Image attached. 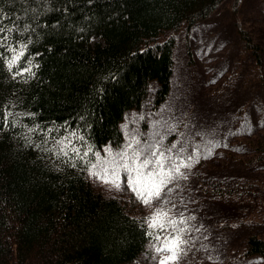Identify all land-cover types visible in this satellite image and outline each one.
Returning <instances> with one entry per match:
<instances>
[{"label":"trees","instance_id":"16d2710c","mask_svg":"<svg viewBox=\"0 0 264 264\" xmlns=\"http://www.w3.org/2000/svg\"><path fill=\"white\" fill-rule=\"evenodd\" d=\"M223 1L0 0V264H133L147 251L157 229L95 189L89 169L104 146L122 144L121 123L152 83L154 108L168 98L175 38L166 34ZM238 32L263 64L248 30ZM254 141L263 158L264 140ZM252 186L241 178L211 191L252 198ZM244 252L264 255V228L248 232Z\"/></svg>","mask_w":264,"mask_h":264},{"label":"rangeland","instance_id":"374dc122","mask_svg":"<svg viewBox=\"0 0 264 264\" xmlns=\"http://www.w3.org/2000/svg\"><path fill=\"white\" fill-rule=\"evenodd\" d=\"M239 27L248 30L260 46L263 64L256 63ZM166 35L175 38L168 98L154 108L157 84L152 83L143 107L129 111L121 123L122 144L104 146L99 156L109 159L106 148L113 154L127 150L130 155L138 148L136 144L127 147L132 140L140 145L162 140L165 148L176 144L174 157L183 147L180 159L191 167L181 168L183 176L168 185L172 191L165 190L162 199L151 205L132 191L123 170L119 188L92 175L103 176L97 159L92 164L97 167L89 169L90 182L149 223L157 208L167 213L165 226L156 227L159 239L133 264H158L170 253L158 254L155 247L176 235L188 243L169 264H264V255L244 252L248 232L264 228V218L254 222L245 218L252 213L264 215V157H258L254 141L264 140V0H224L207 18ZM241 178L252 181L258 195L231 198L211 191L214 185L217 190H232L228 186ZM169 220L177 221L175 229Z\"/></svg>","mask_w":264,"mask_h":264},{"label":"snow or ice","instance_id":"6c2138e0","mask_svg":"<svg viewBox=\"0 0 264 264\" xmlns=\"http://www.w3.org/2000/svg\"><path fill=\"white\" fill-rule=\"evenodd\" d=\"M2 31V29H0ZM25 45L21 46V50L18 54L14 55L9 61V69L24 55L23 49ZM15 51V50H13ZM25 72H30V68L24 69ZM32 131V129H29ZM74 135V133H73ZM80 139H83L80 137ZM58 143L63 144L64 141ZM136 144L138 148L133 149L131 154L127 150L113 154L111 148L104 149L108 153L109 159H101L99 153H95L98 163L102 166L103 176L100 172H93L98 179H103L104 183H110L114 187H120V172L121 170L127 176V183L135 192L142 203L151 205L154 200L159 201L162 199V193L167 190L168 193L172 191L168 187L178 177H182L183 173L181 168L191 167L190 163H186L183 159H180V153L184 151L181 147L178 149L176 156L171 155L172 150L176 148V144H173L169 148H165L161 141H155L140 145V141L132 140L128 144V148H132V145ZM74 152H78L77 149H73ZM91 151V149H89ZM168 153V155H166ZM67 155V153H65ZM87 155V153H85ZM192 157H188L190 161ZM179 160V163L177 162ZM167 164V166H166ZM109 166L111 171L109 170ZM97 165H92L95 169ZM168 203V201H164ZM167 213L162 208H157L152 217H150L149 227L163 228L164 218ZM184 221H180L183 223ZM169 224L175 229L177 221L169 220ZM184 229H179V232H183ZM156 239H159L157 237ZM188 241L182 239L180 235L174 236L171 240H165L162 247H155V251L159 253L168 252L170 255L164 256L159 259L158 264H169L179 258L181 254V246L187 244Z\"/></svg>","mask_w":264,"mask_h":264},{"label":"bare ground","instance_id":"6f19581e","mask_svg":"<svg viewBox=\"0 0 264 264\" xmlns=\"http://www.w3.org/2000/svg\"><path fill=\"white\" fill-rule=\"evenodd\" d=\"M140 216V215H139Z\"/></svg>","mask_w":264,"mask_h":264}]
</instances>
